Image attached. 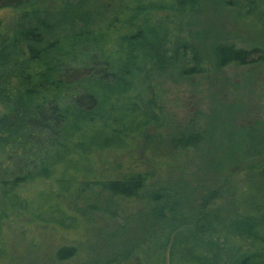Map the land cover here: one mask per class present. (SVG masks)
Wrapping results in <instances>:
<instances>
[{
  "label": "trees",
  "instance_id": "obj_1",
  "mask_svg": "<svg viewBox=\"0 0 264 264\" xmlns=\"http://www.w3.org/2000/svg\"><path fill=\"white\" fill-rule=\"evenodd\" d=\"M46 1L0 0L25 24L9 36L0 17V264H264V166L221 178L226 151L263 158L264 132L213 148L205 111L177 125L146 107L159 61L208 87L263 67L202 20L239 5L264 24V0Z\"/></svg>",
  "mask_w": 264,
  "mask_h": 264
},
{
  "label": "rangeland",
  "instance_id": "obj_2",
  "mask_svg": "<svg viewBox=\"0 0 264 264\" xmlns=\"http://www.w3.org/2000/svg\"><path fill=\"white\" fill-rule=\"evenodd\" d=\"M43 2L46 10L54 4L46 0ZM228 10L229 12L218 14L217 12L215 14L213 10L209 11L203 17L202 25L211 35L212 33L221 34L234 41L238 47L248 48L253 45L264 49L263 22L261 21L260 25L255 24L254 16L246 14L239 5ZM262 15L256 14L259 19H262ZM0 17L9 36L17 34L25 25L16 12L2 11ZM166 18L167 16L162 13L153 14L151 22L158 25L162 23V26ZM59 19L60 17H57V20ZM52 23L50 20L49 24L52 25ZM174 63L172 70L164 68V64L167 63H162L163 66L160 69V61L148 70L146 107L153 119L156 118L159 122L162 119L160 111L163 110L164 115L172 118L173 123L178 125L182 124L185 117L191 115L195 107L205 111L203 114L206 116L204 125L207 131V145L213 148L218 144L230 147L238 142L239 138L243 139V129L248 126L258 127L264 132V65L263 67L233 65L225 68L213 77L208 87L195 76L179 78L177 62ZM157 67L158 71L153 73V69ZM213 93L218 98L210 101V95ZM161 124L163 125V122ZM159 132L161 133L160 129ZM156 134V124H153L148 135L154 137ZM133 155L139 157L143 166H147L149 155L143 152L142 147L134 150ZM126 159H128L127 156L123 155L116 158V162L126 161ZM222 160L224 173L221 178L224 184H229V187L236 186L248 168L257 169L264 166V156L259 160L243 161L237 152L233 153L230 150L224 153ZM111 164L113 166V162ZM224 184L221 182V185Z\"/></svg>",
  "mask_w": 264,
  "mask_h": 264
}]
</instances>
